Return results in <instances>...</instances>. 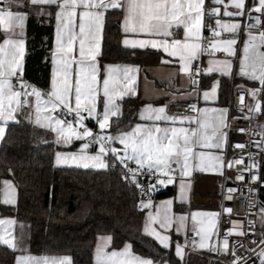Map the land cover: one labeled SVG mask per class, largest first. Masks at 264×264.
Returning a JSON list of instances; mask_svg holds the SVG:
<instances>
[{
    "label": "snow or ice",
    "instance_id": "snow-or-ice-1",
    "mask_svg": "<svg viewBox=\"0 0 264 264\" xmlns=\"http://www.w3.org/2000/svg\"><path fill=\"white\" fill-rule=\"evenodd\" d=\"M247 14L255 24L242 25L238 19ZM233 9V10H230ZM121 15L122 45L132 49H154L162 52V64L175 65L168 75L169 89L160 93L165 97L160 105L149 102L140 111L138 122L127 130L120 128L123 116L122 101L137 94V73L139 66L133 64H106L101 66V45L106 14ZM255 12L258 15L253 16ZM30 15L55 20L53 47L50 50V75L48 87L41 89L24 78L26 56L25 27ZM264 0H0V141L5 138L10 122L21 120L54 134L57 145L69 146L80 141L78 151L55 153V165H76L78 167L112 169L121 173L120 179L139 193L138 208L146 212L143 234L154 238L164 249H170L171 237L166 234L175 227L177 234L186 233L189 215L191 231L199 237V247L210 251H223L231 255L230 264H264V231L255 238L254 221L249 218L250 243L246 252L255 254L256 260L241 257L235 248L229 253L228 236H245L242 221L231 220L220 248L208 241L218 236L219 212H184L173 210L172 199L156 204L152 193L161 187L178 184L177 199L186 200L188 182L193 168L224 175V168L243 164L235 179L244 180V172L250 173V180L259 179L260 161L252 160L254 155H264V124L237 128L238 132L249 133L248 144L259 149L244 156L225 160L223 154L228 146L227 115L229 108L207 106L217 100L219 80L214 79L210 88L201 89V76L219 74L232 78L239 75L259 87L244 88L239 92L240 104L237 111L245 120L251 121L264 115ZM206 18L215 24L205 23ZM259 27L258 33L248 29ZM207 29L208 35H204ZM244 31L242 47L238 37ZM227 34V35H225ZM222 53L223 58H218ZM207 56L206 67H201L202 57ZM47 57L45 61L47 62ZM238 61V71L233 72ZM175 77L183 84L171 91ZM242 87V86H237ZM245 96L250 97L245 103ZM195 97V102H190ZM205 106L200 107V101ZM183 102V110L177 114L170 105ZM245 108L247 112L245 113ZM92 120L99 131L86 124ZM259 134L260 139L251 137ZM97 145L94 153L89 149ZM244 149V142L232 145ZM217 150V151H212ZM11 174V169H9ZM145 181V182H142ZM0 203L16 205L17 189L10 179L0 181ZM236 188L227 187L226 200ZM249 191L255 189L249 188ZM147 197V199H144ZM154 209V210H153ZM224 213H231V207H223ZM260 226L264 229V206L260 208ZM16 220L0 219V244L22 254L15 257V264H73L72 258L64 256L32 255L23 244V239L13 234ZM163 229L164 233L158 230ZM23 225H21V228ZM111 235H99L94 253V264H171L169 259L145 258L135 254L133 244L125 241L120 249L112 248ZM185 236V245L187 244ZM192 243L195 245L196 240ZM240 244L241 241H234ZM175 243V256L183 262L184 247ZM259 251H256V248Z\"/></svg>",
    "mask_w": 264,
    "mask_h": 264
},
{
    "label": "trees",
    "instance_id": "trees-1",
    "mask_svg": "<svg viewBox=\"0 0 264 264\" xmlns=\"http://www.w3.org/2000/svg\"><path fill=\"white\" fill-rule=\"evenodd\" d=\"M53 21L54 18L49 21L35 15L26 21L24 78L41 89H46L49 82ZM119 21V13L106 14L99 62L157 64V53L135 50L133 55L132 49L120 44ZM219 81L218 104L229 106L232 113L230 96L235 84L259 87L247 80L220 78ZM121 103L123 116L119 126L127 129L136 119L140 101L125 99ZM254 120L263 122L264 115ZM56 149L50 132L24 120L9 124L4 140L0 141V179L12 180L17 189L16 205L0 203V217H11L25 227L22 239L30 254L68 255L73 264H91L93 241L103 234L113 236L111 248H120L129 241L137 255L153 260L163 257L171 264H181L171 248L164 249L142 233L145 211L138 208L141 197L120 179L118 170L55 167L52 159ZM154 193L159 200L174 192L165 189ZM15 255V251L0 244V264H14ZM185 264H207V259L189 253Z\"/></svg>",
    "mask_w": 264,
    "mask_h": 264
},
{
    "label": "crops",
    "instance_id": "crops-1",
    "mask_svg": "<svg viewBox=\"0 0 264 264\" xmlns=\"http://www.w3.org/2000/svg\"><path fill=\"white\" fill-rule=\"evenodd\" d=\"M205 2H206V6H207L210 4L211 0H205ZM246 3L251 5L252 0H248V1L246 0ZM230 10H233V9H230ZM121 18L122 17L120 15V21H121ZM220 18L223 20L238 19V20H240V22L242 24L244 16L243 17H237V18L225 17V16H223V6H221ZM120 21H119V23H120ZM119 23H118V25H119ZM210 23H212L214 25L215 20L214 19L211 20ZM54 32H55V20L53 21L52 47H53V41H54ZM119 32H120L119 42L122 45L123 33H122V29L120 27H119ZM225 35H227V34H225ZM244 38H245V34H244V31L242 30L239 34V37H238V46L239 47H242V41ZM101 49H102V45H101ZM137 50L157 53L159 56H158V59L156 57V60H158L159 62L157 64L147 62L143 65H138V64H133V63H119V64L137 65V66H139V69H140V71L137 73V84H136L137 94L134 97H125L124 98V100L125 99H136V100L140 101V104H139V106L136 110V113H135L136 119L128 126V128L130 126L134 125L136 122H138L139 111L144 104L151 102L154 105L158 106L164 102L165 97L160 95V93L164 90L169 89L170 86L168 84V75L175 68V65L162 64L161 63L162 58H167L166 55L162 52H157L156 50L151 49V48H149V49H137ZM262 50H264V49H262ZM218 58H223V57H218ZM152 59H154V57H152ZM207 59H208L207 56L202 57L203 63L201 64V67H206ZM100 64H101V66H103L106 64H110V62H103V63L100 62ZM111 64H117V63H111ZM237 71H238V61L236 63V66L233 69L234 73H236ZM220 78L230 79V81L233 79L250 81L247 78L241 77L239 75H233L232 78L221 77V76H219V74L202 75L201 76V85H200L201 89L210 88L211 84L214 82V79L219 80ZM250 82H252V81H250ZM254 83H256V82H254ZM182 84H183V81L180 79V77H175L173 79V83L171 85L170 90L175 91L176 88L180 87ZM238 85L244 86L241 83H237L233 86V89ZM219 88H220V81H219V85H218V89H217V100L214 102H209L207 106L217 107V108H225V107L229 108V106H224V105L218 104ZM245 88H248V87L245 86ZM231 97H232V92H231V96H230V104H231ZM190 102H195V97H193V100ZM199 106L200 107L205 106V104L202 100L200 101ZM229 113H230V109H229ZM229 113H228V115H229ZM228 115H227V117H228ZM91 121L92 120H90V122ZM11 123H14V122H10L9 124H11ZM92 123H93V121H92ZM33 126H35V125H33ZM36 127H38V126H36ZM127 129H125V130H127ZM224 131H225V129H224ZM48 132H50V131H48ZM51 136H52V143L57 147V149L54 150V152H53V159H52L53 165L55 167L85 169L83 167H78L76 165H59V166L55 165V153L57 151H61V152L78 151L79 145L81 142L80 141H73V143L69 146L57 145L54 142V134L51 133ZM96 150H98V146L95 147L90 152L94 153ZM212 151H217V150H212ZM227 153H228V147H226V149L223 152L225 159L227 157ZM87 169L94 170V171L106 170V169H96V168H91V167L87 168ZM185 179L188 182V189H187V193H186V200L183 203H181L177 199V197L179 195L178 184L168 185L167 187H161L157 191H155V192H158L162 189L163 190L172 189L174 192L172 196L156 200L155 203H157L158 201L161 202L164 200L172 199L174 201V204H173V210L174 211L179 210V209H183V211L187 212V213L196 212V211H199V212H219L220 191H221V187H222V183H223V175H220L219 173L211 172V171L202 172L199 170V168L194 167L192 170L191 176L186 177ZM2 180H4V179H0V181H2ZM2 187H3V185H2V183H0V188H2ZM146 212H147V210H145L144 215H143V222H142V228H141L142 233H143V224L145 221ZM5 218H11V217H0V219H5ZM191 223H192L191 217L189 215L187 231L191 230ZM154 227L158 228L157 225H154ZM217 227L220 231L221 227H222L220 225V217H219L218 222H217ZM22 229H23V233H25V230H26L25 227L23 226L21 228V224L16 223L12 229L13 234L15 236H17L18 238H22V236H21ZM158 230L161 231L162 233H164V230H160V229H158ZM166 234H169L171 237L172 245L170 248L172 249L173 254L175 255V243L179 242L181 245H184V237H185L186 233L177 234L175 232V227L173 226V228L168 230V232ZM100 235H103V234H100ZM98 236L99 235H97L93 241L91 264H94V253H95V246L97 243V237ZM152 239L155 240L154 238H152ZM194 239L196 240L195 245L192 242L189 243L191 253L199 254V253H206V252L210 251L208 248L202 249L199 247V237L195 236ZM216 239H217L216 235H214L212 238H210V240L208 241L209 245L211 246V245L215 244ZM157 244H159V243L157 242ZM122 247L123 246H121L120 248H122ZM120 248H115V249H120ZM111 249L112 248L110 245L109 250H111ZM20 254H22V253L16 252L15 257L17 255H20ZM14 264H15V259H14Z\"/></svg>",
    "mask_w": 264,
    "mask_h": 264
},
{
    "label": "built area",
    "instance_id": "built-area-1",
    "mask_svg": "<svg viewBox=\"0 0 264 264\" xmlns=\"http://www.w3.org/2000/svg\"><path fill=\"white\" fill-rule=\"evenodd\" d=\"M253 16L258 15L257 13L253 12ZM205 23H210V21L206 18ZM246 24H255V21L249 20L247 14H245L242 25ZM262 24H264V17H262ZM260 30L259 27H252L248 29V31H251L252 33H258ZM204 35H208L207 29L204 30ZM217 57H223L222 53H217ZM244 87H237L232 92L231 97V108L233 109L234 113L228 115L227 121H228V127L225 128V131L228 134V153L226 157L227 160H232L234 157H240L241 155L244 156L245 163L248 162L249 157L247 156L248 152L258 153L259 149L252 147L250 144H248V141L250 139L249 133H241L237 131V128H246L249 129V132L251 131V127L256 125L255 120L252 119L251 121L245 120L240 112L237 111V108L240 104L239 101V92L243 91ZM250 100V97L245 96V103H248ZM170 109L173 112H176L179 114L180 111L183 110V102H181L179 105H170ZM245 113L247 112V108H245ZM86 124L92 123L90 120H87L85 122ZM94 128V131H99L98 127L95 125L94 121L92 123V126ZM251 139L259 140L260 136L257 134L254 137H251ZM237 142H244L246 144V147L244 149H238L232 147ZM97 145H92L89 149V151H92ZM252 160L260 161V166L258 169H253V171L258 172L259 179L256 181L250 180V173L244 172L243 175L245 176L244 180H236L235 176L238 169H243L244 165H233L231 168L225 167L224 168V175H223V183L220 191V207H219V213L220 215V225L221 230L218 233L217 239H216V247L220 248L222 238L225 235L227 229L231 228L232 225L229 223L231 220H237L242 221V228L245 231V236H239L236 234H232L228 236L229 239V253L233 248L236 249L237 253L241 257H245L250 260H256L255 254L251 252H246V249L249 247H256L255 245H252L250 243L249 237L252 236V233L248 232L249 224L248 220L249 218L252 219L254 223L255 228V238L259 240L260 233L264 231V229L260 226V208L261 206H264V155H254L251 157ZM144 182V181H142ZM227 187H233L236 188L237 191L231 193L232 199L226 200L225 195L227 194ZM249 188L255 189V191H249ZM152 198L154 202L156 201L155 193H152ZM144 199H147V197H144ZM231 207L232 212L231 213H224L223 207ZM187 236V244L185 245V237H184V258H183V264H185L187 255L191 253V249L189 247V243L192 242L194 239V233L191 230H188L186 232ZM234 241H241L243 243V247L240 246V244H235ZM256 251H259V248H256ZM199 255H202L206 257L209 260L217 261L219 264H230V261L233 259V257L229 255H225L223 251H209L206 253H199ZM239 264H244V260H241ZM256 264H259V261L256 260Z\"/></svg>",
    "mask_w": 264,
    "mask_h": 264
},
{
    "label": "rangeland",
    "instance_id": "rangeland-1",
    "mask_svg": "<svg viewBox=\"0 0 264 264\" xmlns=\"http://www.w3.org/2000/svg\"><path fill=\"white\" fill-rule=\"evenodd\" d=\"M242 87H244L245 88V86H242ZM235 88H237V86L235 87ZM234 88V89H235ZM233 89V90H234ZM233 92V91H232ZM233 110V109H232ZM230 114H233L232 113V111L229 113V115ZM258 123H261V124H264V121L263 122H258ZM257 124V123H256ZM228 147V146H227ZM163 190V189H162ZM160 202L158 201L156 204H159ZM158 226V225H157ZM159 229V228H158ZM160 230H163V229H160ZM21 236H22V238L25 236V233H23V229H22V233H21ZM207 259V258H206ZM212 261H214V260H209V259H207V264H209V262H212Z\"/></svg>",
    "mask_w": 264,
    "mask_h": 264
},
{
    "label": "water",
    "instance_id": "water-1",
    "mask_svg": "<svg viewBox=\"0 0 264 264\" xmlns=\"http://www.w3.org/2000/svg\"><path fill=\"white\" fill-rule=\"evenodd\" d=\"M88 125H89V126H92V123H89Z\"/></svg>",
    "mask_w": 264,
    "mask_h": 264
}]
</instances>
